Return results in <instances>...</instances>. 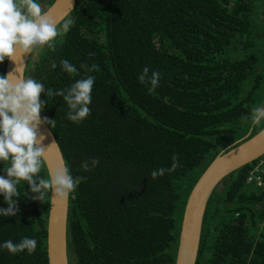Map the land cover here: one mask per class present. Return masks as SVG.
<instances>
[{"label": "trees", "instance_id": "obj_1", "mask_svg": "<svg viewBox=\"0 0 264 264\" xmlns=\"http://www.w3.org/2000/svg\"><path fill=\"white\" fill-rule=\"evenodd\" d=\"M70 18L55 51L44 48L28 76L53 92L95 77L91 115L81 123L67 119L62 97H41L71 175L85 178L70 199L71 264H175L193 185L264 105V0H77ZM64 59L79 75L62 69ZM144 67L149 77L160 73L152 92L138 80ZM174 154L181 167L154 179ZM8 166L0 162V176ZM250 169L211 198L197 264H264V187L246 184ZM18 189L16 216L0 217V245L28 237L37 249L0 247V264H49L51 192L37 201L26 182Z\"/></svg>", "mask_w": 264, "mask_h": 264}, {"label": "clouds", "instance_id": "obj_2", "mask_svg": "<svg viewBox=\"0 0 264 264\" xmlns=\"http://www.w3.org/2000/svg\"><path fill=\"white\" fill-rule=\"evenodd\" d=\"M74 23L73 19L67 18L58 27L57 21L36 0H0V63L6 59L16 63L15 71L19 73L18 76L13 73L0 75V162L10 165L4 169L7 178L0 176V195H3L8 205L6 209L0 208V217L16 216L20 197L18 185L22 181L29 186L34 200H42L51 191L56 198L65 201L85 179L71 175L66 163L51 168L47 179L40 176L46 160V149L42 146L45 136L40 133L39 126L42 123L52 125L54 121L41 118V112L47 104L41 97H62L69 108L67 119L81 123L91 115L95 77L88 75L67 89L53 92L31 76L25 78L21 72L24 66L22 56L44 48L55 51L57 38L65 35ZM60 64L68 74L79 75L77 68L68 60H61ZM80 67L86 72L99 71L97 64H81ZM149 71L148 67H144L138 80L149 83V92H152L159 85L160 73L153 71L149 77ZM250 119L253 126L264 121V107H254ZM98 163L99 160L94 159L91 166L96 167ZM81 167L85 171L90 170L88 161L82 162ZM178 167L181 164L174 154L171 167L153 170L151 176L155 179ZM0 247L10 254L27 250L32 255L37 249V240L28 237L18 243L7 240Z\"/></svg>", "mask_w": 264, "mask_h": 264}, {"label": "water", "instance_id": "obj_3", "mask_svg": "<svg viewBox=\"0 0 264 264\" xmlns=\"http://www.w3.org/2000/svg\"><path fill=\"white\" fill-rule=\"evenodd\" d=\"M76 3L77 0H55L45 11L51 14L53 19L57 21L58 27H60L65 19L70 18L76 8ZM61 38L58 37L57 40ZM43 51L44 49L31 55L26 54L22 56L21 59L24 66L21 72L25 78L30 74V70L33 71L35 69L39 61L38 55L42 54ZM35 59L37 60L34 61ZM16 68V63L6 59L4 75L13 73L18 76L19 73L15 71ZM261 107H264V105ZM41 118L50 120L43 112H41ZM52 126L43 123L39 126L40 133L45 136L42 146L46 149V160L41 172L45 173L46 179L51 168L57 164H67L61 145L53 133ZM263 156L264 121L256 126L251 124L245 129L243 134L238 136L229 145H226L208 165L193 185L187 197L179 232L175 264L198 263L204 233V221L211 198L217 189L224 188L223 182L230 175L241 168L253 165V163ZM71 196L72 193L67 200L61 201L55 197L54 192H51V195L48 197L50 209L46 220V229L49 264H71L70 254H73L69 238Z\"/></svg>", "mask_w": 264, "mask_h": 264}, {"label": "built area", "instance_id": "obj_4", "mask_svg": "<svg viewBox=\"0 0 264 264\" xmlns=\"http://www.w3.org/2000/svg\"><path fill=\"white\" fill-rule=\"evenodd\" d=\"M246 184L256 188L264 187V156L251 165Z\"/></svg>", "mask_w": 264, "mask_h": 264}, {"label": "rangeland", "instance_id": "obj_5", "mask_svg": "<svg viewBox=\"0 0 264 264\" xmlns=\"http://www.w3.org/2000/svg\"><path fill=\"white\" fill-rule=\"evenodd\" d=\"M37 59H35L34 61H36ZM30 72H32V70H30ZM29 76H31V75H29ZM28 76V77H29ZM32 78H34V76H31ZM246 123H249V121H245L243 124H241V126H242V128H243V132L242 133H244V131H245V129L246 128H248L250 125H246ZM241 131H242V129H240ZM249 134V133H248ZM241 134H239V136H240ZM185 187H183L182 189H184ZM181 189V191L183 192V190ZM223 189V187H221V189H219V192H218V196H220L221 195V190Z\"/></svg>", "mask_w": 264, "mask_h": 264}, {"label": "flooded vegetation", "instance_id": "obj_6", "mask_svg": "<svg viewBox=\"0 0 264 264\" xmlns=\"http://www.w3.org/2000/svg\"><path fill=\"white\" fill-rule=\"evenodd\" d=\"M55 0H37L38 3L42 5L44 10L48 9L50 5L54 3Z\"/></svg>", "mask_w": 264, "mask_h": 264}, {"label": "crops", "instance_id": "obj_7", "mask_svg": "<svg viewBox=\"0 0 264 264\" xmlns=\"http://www.w3.org/2000/svg\"><path fill=\"white\" fill-rule=\"evenodd\" d=\"M36 2H37V0H36Z\"/></svg>", "mask_w": 264, "mask_h": 264}]
</instances>
